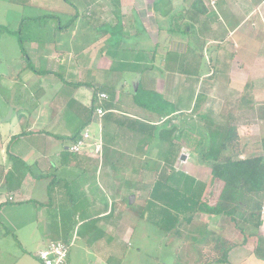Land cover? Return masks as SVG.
<instances>
[{
  "label": "crops",
  "instance_id": "1",
  "mask_svg": "<svg viewBox=\"0 0 264 264\" xmlns=\"http://www.w3.org/2000/svg\"><path fill=\"white\" fill-rule=\"evenodd\" d=\"M59 1L61 9L50 12L51 17L64 15L79 19L71 18L62 24L65 28H55L67 31L66 37L61 32L60 38L64 41L60 43L57 40H29L33 42L26 48L34 53L32 61L37 66L31 64L30 53L27 58L38 72L25 68L27 60L22 57L20 73L22 69H30L36 76H27L19 87L17 74V77L13 76L12 84L19 89L14 90L13 85L12 95L6 87L0 91L6 103H9L7 98L13 100L4 111L0 110V113L7 112L0 115V141L3 144L0 149V213L7 208L35 205L32 210H20L16 222L11 219L10 212V219L0 218V264H42L38 252L51 241L71 238L74 232L77 239L70 250V264H123L137 228L142 227H138L140 222L152 224L146 216L141 218L139 214L143 208L146 214H151L147 208L150 192L139 202L135 213L131 210L133 204L126 201L127 196L132 192L137 203V192L151 189L164 167L159 150L162 141L129 131L132 119L165 125V119L137 105L134 91L143 85L145 89L161 93L172 103H177L179 97L186 100L179 109L188 115V121H192L200 109L207 111L212 84L203 88L206 78L216 75L218 83L223 81L226 86L246 72L242 58L252 57L255 52L252 58L260 61L261 48L264 51V22L260 19L264 16V0H77L81 9L76 3ZM62 2L71 5L70 10L64 9ZM80 11L84 20L79 17ZM260 32L263 36L257 44L253 37ZM132 37L142 38L145 44L129 49L133 46L124 42L128 43ZM247 43L248 50L242 56L237 46L240 45L241 50ZM201 47L207 50L210 68L196 84V74L201 72L196 49ZM190 48L193 53L188 54ZM135 49L137 53L130 51ZM127 53L136 55L127 56ZM116 74L118 78H115ZM0 75L9 77L11 74L1 72ZM128 81L134 85L133 94L125 90ZM96 87H104L111 100L112 109L103 108L105 114L114 115L108 119L110 121H104V116L98 120L94 113L91 115ZM196 93L203 97L200 108L196 104ZM124 94L126 96L122 97ZM127 97L131 101L124 100ZM108 101H105L107 105ZM15 102L19 104L15 106ZM118 118L126 127H118L115 122ZM86 128L93 135L90 140L93 142L88 141L90 144L102 142L103 160L87 149L79 154L70 152L74 134ZM181 157H178L173 174L181 171L209 187L212 185L208 168L203 167L209 171L205 179L196 176L203 169L197 171L195 165L191 172L176 168L185 159ZM17 161L27 166L15 169ZM41 174L44 176L40 177ZM51 179L54 186L50 188ZM185 180L181 177L174 186L184 191ZM154 203V223L169 227L182 236L184 232L192 239L199 236V248L203 253L213 247L218 236L226 237L225 230L222 234L226 226L222 216L195 215L187 221L181 214L172 212L174 218L166 224L168 213L163 211L164 201L155 200ZM32 213L34 217L29 218L27 215ZM22 228L34 229L43 237L42 247L34 253L20 247L17 253L9 249L12 248L10 236L15 237ZM153 228L154 233H166L163 229ZM259 229L264 237V216ZM233 231L236 246L230 251L228 264H239L240 261L264 264V259L257 257L256 244L251 239L252 236L259 239V234L246 239L239 228L233 227ZM92 251L94 256L89 262L79 258H86Z\"/></svg>",
  "mask_w": 264,
  "mask_h": 264
},
{
  "label": "rangeland",
  "instance_id": "2",
  "mask_svg": "<svg viewBox=\"0 0 264 264\" xmlns=\"http://www.w3.org/2000/svg\"><path fill=\"white\" fill-rule=\"evenodd\" d=\"M14 1L0 0V73L3 72L5 74H11L9 75V77L0 75V91L1 90L3 91V89L6 87L7 89H9L8 94L10 95H12L10 92L13 89V85H14V90H18L20 85H23L24 80H27V76L29 78L36 76V74H33L34 72L30 69H27L26 71L22 69V72L20 73V65H22L21 60L23 61L22 57L25 56L24 55L25 52L22 51L20 47V43L18 39L19 34L17 33V29L22 25V36L24 39L28 40L24 42V47L26 49V53L28 54L30 53V51H28L29 49H27L26 47H29L30 44H32L33 42V41L30 42L29 40L39 39V40L54 41V42L57 40V43L64 41V38H60V37L62 33L63 36L66 37L67 31H62L61 29H55V28L56 27L58 28L60 26L65 28L64 25L62 24H65L66 21L72 18V16L66 17L64 15H59V17L48 16L50 12H57V10L61 9V2L59 0H31L30 4L28 5L19 3L20 0H14ZM67 1L69 2V4L76 3L77 7L81 9L80 8L81 4H79V1L77 0L76 1L67 0ZM62 6L66 10H70V8L72 7L71 5L70 6L66 5L63 2H62ZM79 17H81V19L84 20V18H82L83 17L82 11L79 12ZM257 18L259 17H256V19ZM72 19L76 21L79 18L74 16V18ZM260 19L261 22L262 21L264 22V16H260ZM59 21L61 22V25H59ZM13 30L15 32H13ZM70 33L72 34L71 31ZM154 34H156V31L154 32ZM262 36L263 33L260 32L256 34L253 37V39L258 44V42H260V40L262 39ZM124 44L133 46L129 49H134L135 47L138 48L140 44L144 45L145 43L142 38L140 39L137 37H132L128 41V43L124 42ZM247 47H248V43L241 50L239 49L241 48L240 45L237 46L242 56H244V53H246V51L248 50ZM191 48L189 49L188 54L193 53V51H191ZM194 48L195 47L193 46V49ZM116 50L118 49L115 48V51ZM130 51L134 53L138 52L137 49ZM260 51L261 53H259L260 56V61L258 60L259 62L255 61V59L252 58L255 57V52L253 53L252 57L246 55L247 59L242 58V62H244V65L246 66L245 67L246 69H244L246 71L245 72L246 74L243 73L242 76L241 77L239 76L240 78L235 80L234 83H230V84L228 83L226 86L224 85L223 81L218 83L216 75L211 78L210 77L206 78L203 88H206L205 87L206 84H212L208 96L209 100L207 101L206 104L207 111L200 109L198 113L196 112L197 115L195 114L196 115L195 118L192 119V121L195 122L196 126L197 125L200 126L201 124L199 123L200 117L205 116V112H208L210 110L213 113L212 114V116L214 117L213 119L217 120L216 122L217 124L219 125L222 124L221 126H224L226 124L235 126L236 133L238 135V147H239L237 151L242 152L241 157L264 154V148L262 143V139L264 137V51L262 52V48ZM33 54L34 53L32 52L30 53L31 64L36 67L37 66L36 62L32 61V58L33 59L35 58ZM117 54L120 55L121 53H117ZM135 55L136 54L127 53V56H135ZM196 55L199 57V60H201V64L199 65V67L201 70V75L204 76L203 74L205 73V71L210 68L208 62L209 56L207 55V50L204 49L203 47H201L199 50L196 49ZM29 62L25 61L24 64H28ZM17 74L19 75L20 80L18 81V79L16 78L18 84L17 86H19L16 88L15 87L16 84L15 83L12 84V82H14L13 76L17 77ZM115 78H118V74L115 75ZM215 82L218 84L213 85ZM116 86H118V84H116ZM133 86H134L133 83L131 81H128L127 85L124 87L125 90H128L131 92V94H133V91L135 90ZM117 89L118 88L115 87V90ZM188 89L191 90V87L189 86ZM197 93L200 94L199 90L197 91ZM197 93L196 96L198 98L199 95ZM245 93H247L245 99L248 102L245 104V107L243 109H240L239 106L241 103L240 101L242 100V97H244L243 94ZM124 96H126V94L122 95V97ZM11 99L7 98V100H9V103H6L4 96H2L0 93V110L4 111L6 105L12 103L13 100ZM124 100L129 102L131 101V98L127 97ZM185 101L186 100L183 101V99L179 97L177 104H180V107H182L185 105ZM16 103L18 102L14 103L15 106ZM138 112H140L139 108H138ZM1 113H3V115L7 114V112H1ZM184 117L186 118L188 117V115L184 114ZM189 117H193V116L190 115ZM176 121L178 120L176 119L174 122ZM203 125L206 124L204 123ZM212 128H214V124ZM190 137H191V142L183 141L184 148H182L181 154L182 153L185 154V159H182V162H180V164H177L176 168L191 172L193 166L195 165V169L197 171L198 170L202 171L203 166H201V164L198 163L199 158L193 152L194 143H195L194 139L195 140L198 139L199 136L193 131L190 132ZM91 142L93 141H90V143ZM2 148H3V144L0 141V149ZM3 151H4L3 153H5V149H3ZM103 157L104 156L98 158L100 160H103ZM55 172L56 171H53V173ZM208 173H209L208 170L205 171L203 169L202 173L201 174L198 173L196 174V176L205 179ZM211 178H212L211 181L212 185L210 184L209 187V185L207 184L206 190L202 197L204 201L210 200V203L215 204L222 188V182L220 180H214L213 177H209V179ZM149 183L150 182L148 181L147 184ZM148 191L149 190H141L137 192V203H135V199L133 203H131L133 204L132 205L133 208H131L133 213H135L136 209L139 208V202L146 198ZM130 193L127 196V200H126L129 205H130V196L133 195L132 192ZM34 208H35L34 204H32V206L29 207L23 206L15 209L7 208L1 211L0 218L6 220V219H10V216H12L13 218L11 219L16 222L20 210L25 209L29 211ZM8 212H10V216ZM197 215L201 217L206 214L199 213ZM27 216L29 218L34 217V213L28 214ZM217 216H222L223 219L226 220V226L222 230V234L224 230H225L224 234L225 232H227L226 237H224V239H227L230 243H234L235 240L232 238H236V236H234L232 232H235L233 231V227L235 229L237 226L234 224L233 221H229L228 217L222 214ZM263 216H264V204L262 210V217ZM142 222L143 220L140 222L138 226V227L140 226L142 227L140 229L137 228L136 235H134L133 239L131 240V246L129 247L130 251H128L127 255L125 256V261L123 264H205L203 262V257L205 252L203 253L202 250L199 248L200 246L199 236H195V239H192V237L191 238L188 237V235L184 234V232H182L184 236L180 234L179 235L167 234V233L161 234L157 230H156L157 232L154 233L152 231L154 230V228L151 224L145 225L146 223L144 224V222L143 223ZM259 232H261V229L258 228L256 233L259 234L257 236L260 239L262 235ZM73 237L77 239L76 232H74ZM251 239L256 244L255 250L257 248H260V246H262L259 244V239L257 237L252 236ZM42 240L43 237L41 236L40 232L35 233L34 229L27 230L25 228H22L19 230L18 233L16 232L15 237L10 236L9 243L12 248L9 249L17 253L18 247H20L28 250L29 252L34 253L36 250L42 247ZM21 243L22 245H20ZM81 243H83V241H80V244ZM139 249H141L142 251L139 252ZM211 249L212 248L208 247L207 251H210ZM93 253H94L93 251L92 253H89L86 258L85 256L84 257L80 256L79 258L82 259L84 262H89V260L92 259V256H94L91 255ZM256 255L259 258H263L258 254ZM240 262L241 263L239 264H245V261L244 262L240 261Z\"/></svg>",
  "mask_w": 264,
  "mask_h": 264
},
{
  "label": "trees",
  "instance_id": "3",
  "mask_svg": "<svg viewBox=\"0 0 264 264\" xmlns=\"http://www.w3.org/2000/svg\"><path fill=\"white\" fill-rule=\"evenodd\" d=\"M19 3L28 5L30 0H20ZM48 16L51 17L50 15ZM13 32L15 31L13 30ZM17 33L19 34L20 47L25 52L23 59L25 60L26 58L29 62L24 47L26 39L22 36V25L17 29ZM27 67L38 72L30 63L26 64L25 68ZM200 77L201 72H198L195 79L196 84L199 82ZM105 90L104 87H96L95 101L90 109L91 115L99 106L112 109V103H110L111 100L109 98L103 100L104 102L109 100L108 105L107 102L101 105L103 101L99 102L97 98V95ZM246 94H243L244 97L240 101V109H243L248 102L245 99ZM134 97L137 105L165 119L164 126L151 125L137 119H132V124L129 127V130L132 132L143 134L147 138H158L162 141L159 145V150L162 153L164 167L153 181L152 187L149 189L150 193L148 192L147 208L151 214L153 211L155 213V208H153L155 206L154 201L163 200L165 206L163 211L168 213L165 219L166 224L171 223V220L174 218L172 212L178 215L181 214L187 221L188 217L191 221L199 213L210 216L222 214L228 217L229 221L234 222L237 226L236 228H239L243 232L246 239L248 236H252V234H257L256 231L263 224L264 154L241 157L242 152L237 151L239 147L236 127L229 124L224 126L217 124V120L213 119V113L210 110L205 112V116L200 117V126H196L195 123L193 124L192 121L190 122L184 117L182 109H179L181 108L180 104L168 101L161 93L154 89H145L143 85H139L137 90L134 91ZM201 97L202 95H199L197 98L196 104L198 108H200ZM113 116V114H105L104 121L106 119L110 121ZM176 119L178 121L174 122ZM115 122L121 129L126 127V125H123L124 122L121 118H118ZM204 123L207 126L203 125ZM213 124L214 128H212ZM193 131L199 136L198 139H194L193 150L194 154L199 158L198 163L210 170L214 180H220L222 182V188L215 204H210L208 200H203L202 196L207 185L202 180L194 179L181 171L172 173L175 164L179 162L178 157L181 155L183 141L191 142L190 132ZM82 132L83 130L74 134L72 144L76 142V139L80 137ZM262 143L264 148V137ZM84 151L76 152L70 149V152L74 154L83 153ZM25 166L27 165H23L21 161H17L14 168L20 169L25 168ZM43 176L44 174H41L40 177ZM181 177L186 179L184 191L174 186V182L179 181ZM52 180L49 184L50 188L54 186ZM144 211L145 208L139 213L140 217L144 218L146 216V220L150 221L152 226L163 229L167 234L173 233L174 235H179L177 232H172L169 227L157 224L158 222L154 223L156 221L154 213L148 215ZM259 244L262 246L257 248L255 252L264 258V237H260ZM235 246L236 243H230L227 239L218 236L214 240L212 249L205 252L203 262L205 264L229 263L230 251Z\"/></svg>",
  "mask_w": 264,
  "mask_h": 264
},
{
  "label": "built area",
  "instance_id": "4",
  "mask_svg": "<svg viewBox=\"0 0 264 264\" xmlns=\"http://www.w3.org/2000/svg\"><path fill=\"white\" fill-rule=\"evenodd\" d=\"M99 102L108 98L105 92H100L97 95ZM106 111L103 107H98L93 116L95 119L101 120ZM93 135L89 128H86L76 139L70 149L72 151L80 152L84 149L98 157H101L103 152V145L101 141L90 144L88 141L92 139ZM94 145V146H92ZM75 237H71L67 240L51 241L45 248L39 251V257L42 264H69V254L71 247L75 244Z\"/></svg>",
  "mask_w": 264,
  "mask_h": 264
},
{
  "label": "water",
  "instance_id": "5",
  "mask_svg": "<svg viewBox=\"0 0 264 264\" xmlns=\"http://www.w3.org/2000/svg\"><path fill=\"white\" fill-rule=\"evenodd\" d=\"M181 156H182L181 158H184L185 157L184 154L181 155ZM134 199H135V195L130 196V203H133Z\"/></svg>",
  "mask_w": 264,
  "mask_h": 264
},
{
  "label": "clouds",
  "instance_id": "6",
  "mask_svg": "<svg viewBox=\"0 0 264 264\" xmlns=\"http://www.w3.org/2000/svg\"><path fill=\"white\" fill-rule=\"evenodd\" d=\"M106 94H107V93H106ZM49 243H50V242H49ZM49 243H48V244H49ZM48 244H47V245H48ZM45 247H46V246H45ZM45 247H44V248H45ZM41 250H42V249H41ZM70 250H71V249H70ZM38 257H39V252H38ZM39 259H40V257H39ZM40 261H41V260H40ZM41 263H42V261H41ZM69 264H70V263H69Z\"/></svg>",
  "mask_w": 264,
  "mask_h": 264
}]
</instances>
